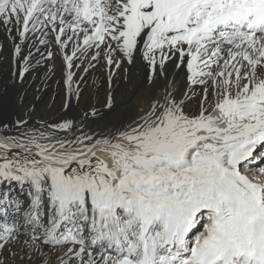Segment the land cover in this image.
<instances>
[{
	"label": "snow or ice",
	"instance_id": "obj_1",
	"mask_svg": "<svg viewBox=\"0 0 264 264\" xmlns=\"http://www.w3.org/2000/svg\"><path fill=\"white\" fill-rule=\"evenodd\" d=\"M0 25L9 33L17 26L21 41L54 34L67 92L77 98L74 67L86 62L87 73L102 55L118 68V53L131 63L137 50L153 74L176 54L177 67L186 58L185 97L202 89L198 113L169 92L117 142L96 140L111 164L94 145L67 150L87 135L27 134L40 159L9 156L12 147L28 151L16 138L0 142V180L30 183L32 217L46 197L42 243L51 248L42 253L40 236L21 242L15 225L0 222V264L17 243L30 247L29 257L39 253L40 264L68 243L79 247L62 251L57 264H264V167L256 176L242 171L264 164V152L256 155L264 147V0H0Z\"/></svg>",
	"mask_w": 264,
	"mask_h": 264
},
{
	"label": "bare ground",
	"instance_id": "obj_2",
	"mask_svg": "<svg viewBox=\"0 0 264 264\" xmlns=\"http://www.w3.org/2000/svg\"><path fill=\"white\" fill-rule=\"evenodd\" d=\"M8 27L12 29L11 33H9L6 28L0 27V142L12 143L9 138H16V143L23 144L28 149V151H25L24 147H12L8 150L9 156L18 153L21 157L29 156L30 158L40 159L41 157L36 155L38 149H36L34 144L28 143L29 138H27V136L29 137V135L27 134L31 133L37 137L42 132L49 134L47 130L50 126L55 124L58 125V121H56L58 116H60L63 121H67L75 115V119L80 121L79 125H75L78 127L77 133L73 136L67 133V139H63H73V141H75L77 137L82 136L80 133L82 129H85V127H94V125H91L92 121L94 123L98 122L97 120H87L80 116V113L88 109V106H86L87 103L91 104L90 110L95 109V111L98 112L103 111L99 116V123L105 122L104 125H107V122L114 124L112 121L116 119L123 120V118L129 119L128 123L134 121L137 113L143 109L147 103H149L150 108L153 102L162 103L163 97L169 92L175 99L184 101V109L186 112L195 114L199 111L202 89L197 87L195 89L196 95L185 97V92H191V89H189L187 80L186 58L184 65L177 67V64L180 62L179 54H176L172 59L166 62L162 72L163 75L159 76L157 80L153 78L154 80L152 79L150 83L146 77L147 82L150 84L146 83V79L143 82V73L145 74L147 69L150 70V67L148 62L143 59L139 50L134 54L131 63H129L122 54L118 53L117 59L121 61L118 68L115 65H107L101 55L100 58L92 62L94 66L91 67L87 73H83L82 70L85 66L88 67L86 62L82 64L84 67L81 66L79 72V68L74 67L72 69L75 73L74 81H79V85L76 83L73 84L74 89L79 87L80 95L79 98H77L74 94L62 91L65 83H62L63 76L61 77V75L63 73L65 75L66 69L59 46L55 43V46H51L49 49L46 45H41L39 39L43 36L39 32L35 34L30 33L29 39L21 41L18 36L17 26L9 25ZM44 39L49 40L50 43L47 45H52L55 35L50 32ZM15 42L23 47L26 44L28 53L37 54L41 52L44 54L45 51L48 52L50 50L54 55L52 58H48L46 55L43 59L42 57H40V59H35L34 56L30 55V60L23 59V61L20 62L18 60L19 63H16L14 61ZM66 51L70 54L71 47L66 49ZM76 61V64H81L80 60ZM44 66L47 67V70L42 69ZM22 70L24 72L23 75L20 74ZM156 70L161 71L159 65H157ZM60 73L61 75H59ZM111 82L112 85L110 84V86L106 84ZM149 88L150 99H145L147 103H137V95L139 92H147ZM106 94L114 96L113 100L111 99L110 105L109 98L106 100L109 106L104 104L105 101H102ZM100 100L102 103H99ZM66 101L68 102V107H65ZM99 105L105 106V109H101ZM75 110L79 112H75ZM37 117H41L43 120L50 119L51 121L48 120V122L40 124L38 122L40 119L37 120ZM18 121L23 123H17ZM119 123L122 124L120 121ZM134 123L132 124L134 125ZM123 126H125L124 129L128 127L126 123ZM58 134L60 133H54L55 136ZM108 138L113 142L119 140L118 136L109 135ZM98 139L101 138L93 137L92 140L73 145L67 150L84 151L85 144L89 146L94 145L92 150L96 152V155L107 159L109 164H111L109 154L104 151L107 146L103 143L96 144V140ZM262 149L264 148L256 152V155H259ZM59 150V148L56 149V151ZM4 151L5 149L0 148V153ZM75 167H77V164L73 162L69 165V170ZM260 178L264 179V176ZM32 192L33 189L29 182L20 183L12 180H0V210L4 209L5 204L8 205V208H11L12 201L17 203V207H29L28 214H23L18 216V218L13 216L11 211H1L0 222L15 225L19 230L18 235L21 242L25 240L31 241L33 235L40 236L41 240L37 241V243L40 244L42 253L50 254V246L42 243V234L48 226L47 200L46 197H42L41 205L35 209V211L38 212V217H32ZM41 215L43 216L42 218ZM20 218L24 219L25 222ZM36 226L41 228L38 233L34 231ZM61 231H63V229H61ZM195 234L196 233L193 235ZM9 247L11 253H15V256L10 255L8 252L4 253V256L8 258V264H22V262L23 264H40L39 253L29 257V252L31 251L30 247L21 248L20 243L9 245ZM69 247L78 249L79 245L68 243L62 247L57 246L55 253L50 255V264H57L56 256L60 255L62 251L66 252ZM93 251L99 252L100 248L94 246ZM85 259H87L86 256ZM71 264H76L75 258L72 259Z\"/></svg>",
	"mask_w": 264,
	"mask_h": 264
},
{
	"label": "rangeland",
	"instance_id": "obj_3",
	"mask_svg": "<svg viewBox=\"0 0 264 264\" xmlns=\"http://www.w3.org/2000/svg\"><path fill=\"white\" fill-rule=\"evenodd\" d=\"M0 27H2V28H5L3 25H0ZM42 38H44V36L42 37ZM52 45H46V47H48L49 49L51 48V46H55V39L52 41ZM15 44L17 45L18 43L17 42H15ZM22 45H20V47H21ZM21 49H22V52L21 53H19V55L17 54L16 55V53H15V49H14V61L16 62V63H19L20 61H23V59H25V57H27V59L28 60H30V55H28L29 53H28V49H26V44H25V46L23 47H21ZM24 50V51H23ZM40 53V54H39ZM39 53H34V54H31L32 56H34L35 57V59H40V57H42V59L43 58H45L46 57V55H47V52L45 51L44 52V54H42L41 52H39ZM28 55V56H27ZM39 55V56H38ZM31 56V57H32ZM45 56V57H44ZM20 57H21V59H20ZM29 57V58H28ZM34 59V60H35ZM18 60H19V62H18ZM26 60V59H25ZM34 60H33V62H34ZM75 62H77V61H75ZM79 64V63H78ZM46 66V65H45ZM44 66V67H45ZM42 68L43 70L44 69H46L47 67H45V68ZM82 67H84V66H82ZM86 67V66H85ZM84 67V68H85ZM80 68L81 67H79V69H78V72L80 71ZM84 68L82 69L83 70V73H84ZM147 68V67H146ZM47 70V69H46ZM45 70V71H46ZM148 70V69H147ZM145 71V74L143 73V82H144V80L146 79V77H147V79H148V81L151 83V81H152V79L154 78L155 80H157V78L159 77V76H162L163 75V73L160 71V70H156L155 71V73L153 74L152 73V71L151 70H148V71ZM148 74V75H147ZM156 74V75H155ZM59 75H61V73L59 74ZM63 76V77H62ZM150 76H151V78H150ZM61 77H62V83H64V80H65V75H64V73L61 75ZM147 79H146V83L147 84H150L149 82H147ZM153 79V80H154ZM39 84H41V83H39ZM38 84V85H39ZM106 84H108L109 86H110V84L112 85V82L111 83H106ZM62 91H67V89H66V86L64 85V87H63V89H62ZM109 97H111V99L113 100V98H114V96L112 95V96H110V95H108V94H106V96L104 97V99L102 100V101H105V103H106V100L109 98ZM137 103L138 102H141L142 104H145V103H147L146 101H145V99H150V88L147 90V92H139V94L137 95ZM102 101L100 100L99 101V103L101 102L102 103ZM149 102H150V100H149ZM91 103V102H90ZM98 103V104H99ZM104 103V104H105ZM103 104V105H104ZM103 105H99L100 107H101V109L102 108H104L105 106H103ZM86 106H88V109L87 110H90V107H91V104H89V103H87L86 104ZM109 106V105H108ZM105 109V108H104ZM150 110V107H149V103H147L145 106H144V108L143 109H141L138 113H137V115L135 116L136 117V119L134 120V121H130L129 123H128V120L129 119H124L123 118V120H121V119H116L115 121H112L114 124H112V123H108L107 122V125H104L105 124V122L104 123H101V125H102V127L105 129H107V128H118V129H113L115 132L116 131H118V132H120L121 130H123L124 129V127L125 126H123L125 123H126V125L127 124H131V123H134V125L133 126H135V124L136 123H139L140 122V120H139V118L140 117H142L143 115H145V113L146 112H148ZM136 112V111H135ZM134 112V113H135ZM133 113V114H134ZM43 117V116H42ZM38 119H40V120H38ZM37 120H38V122L41 124V123H46V122H48V120H50V119H45V120H43L41 117H37ZM51 121V120H50ZM119 121L120 122H122V124L121 123H119ZM83 130V129H82ZM81 130V131H82ZM118 132H116L117 134H118ZM116 134V136H118ZM115 136V137H116ZM18 205H17V203H15L14 201H12V206H11V208H8V205H4V209H1L0 210V212L1 211H3V210H5V211H7V212H9V211H11V214L13 215V216H15V217H17L18 218V216H21V215H23V214H26L28 211H29V207L28 206H23V207H17ZM43 216L41 215V218H42ZM20 219H22V218H20ZM24 222H25V220L24 219H22ZM29 225V224H28ZM40 227L39 226H36L35 228H34V231L36 232V233H38V231L40 232Z\"/></svg>",
	"mask_w": 264,
	"mask_h": 264
},
{
	"label": "water",
	"instance_id": "obj_4",
	"mask_svg": "<svg viewBox=\"0 0 264 264\" xmlns=\"http://www.w3.org/2000/svg\"><path fill=\"white\" fill-rule=\"evenodd\" d=\"M105 105H108L107 102L105 103ZM108 107V106H107ZM93 110L95 112V114H93ZM75 112H79L77 110H75ZM103 112V111H102ZM102 112H98V111H95V109H91V110H86L84 111L83 113H80V116L86 118L87 120H97L98 122H93L92 121V124L91 125H94V127H85V129H83L80 133L82 135H87V136H91L92 138L93 137H96V138H103V137H109L110 136H116V132L113 130V129H118V128H103L101 123H99V119H100V115ZM68 120H71L73 122V125L71 127V129H68V130H62V129H58V128H55L53 127L54 125H51L50 128L47 130L49 134H51L52 136H54L56 139H67V133H69L71 136L75 135L77 133V129L78 127L75 126V125H79L80 124V121L75 119V115L70 119ZM102 120V119H101ZM56 121H58V124L64 122L60 116H58L56 118ZM85 121V120H84ZM57 125V124H55ZM133 125L132 123L131 124H127V126H131ZM65 131H69V132H65ZM55 132H59L60 134L58 135H54ZM27 138H29L27 136ZM70 141H73L70 140ZM40 143H46L47 140L45 139L44 140H40L39 141ZM85 142V141H84ZM73 145H76V144H73ZM72 145V146H73Z\"/></svg>",
	"mask_w": 264,
	"mask_h": 264
}]
</instances>
